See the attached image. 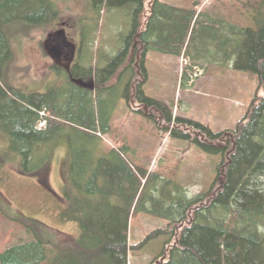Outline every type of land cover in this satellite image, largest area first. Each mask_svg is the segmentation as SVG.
Here are the masks:
<instances>
[{
	"label": "rangeland",
	"instance_id": "1",
	"mask_svg": "<svg viewBox=\"0 0 264 264\" xmlns=\"http://www.w3.org/2000/svg\"><path fill=\"white\" fill-rule=\"evenodd\" d=\"M151 1H146L145 10H150ZM47 2L51 17L40 15L41 25L25 30L22 37L13 41L15 62L10 74L11 85L26 94H46L52 90L59 94L61 88L66 92L74 90L66 72L54 66L47 49L48 39L54 31L68 29L69 36L78 46L76 74L81 76L91 69L96 72L107 68L113 58L123 54L127 39L135 30L136 17L132 8L103 5L100 9L92 0ZM161 2L180 11L196 12L182 56L169 58L166 62L162 54L150 52L146 61L148 75L143 82L137 75L136 56L133 55L131 60L130 56L127 58L116 78L108 83L118 86L111 132L99 134L101 140L95 147L96 158H109L122 166L125 162L142 180L143 207L129 222V245L134 250L129 254L128 264H161L163 258L166 262V256L176 244V237H171V223L148 211L167 213L172 204L176 208L178 201L188 202L210 193L215 187L211 192L214 198L219 186L217 179L222 156L208 154L198 147L194 140L202 138L200 129L189 128L176 119L196 122L214 133L231 132L247 116L257 93L264 96L255 75L235 68L239 57L236 53L244 41L241 31L259 28L264 20V0ZM147 13L139 20L140 24L152 23L149 16L146 18ZM134 38L132 46L136 43ZM185 73L188 81L183 78ZM139 83L145 95L159 102L160 107L145 108L146 105L137 103L134 94ZM91 96L96 100L98 93L92 92ZM45 128L46 122L42 121L38 129ZM174 129L190 135V140L173 138ZM70 142L69 139L59 140L51 147L48 160L45 156L48 148L40 146L33 163L45 162V165L36 173L37 165L24 166L23 156L11 148L9 135L0 127V203L10 215L7 218L0 212V254L10 247L34 240L35 233L23 222L15 221L19 218L31 222L42 238L51 235L53 244L69 248L70 256L76 257L78 250L74 246L81 236V229L78 224L60 218L61 211L69 205L67 193L73 198L70 192L77 189L71 180ZM223 144L224 141H217V145ZM116 152L124 162L115 157ZM31 167L33 174L25 173ZM143 170L148 175L153 174L147 184L141 177ZM165 181L170 184L164 190ZM197 207L199 205L187 212L188 217H193ZM102 208L104 220L116 212L104 201ZM96 222H100L99 217L92 220L93 224ZM159 230L168 234L145 244L147 237ZM47 249L50 259H54L56 246L49 245Z\"/></svg>",
	"mask_w": 264,
	"mask_h": 264
},
{
	"label": "trees",
	"instance_id": "2",
	"mask_svg": "<svg viewBox=\"0 0 264 264\" xmlns=\"http://www.w3.org/2000/svg\"><path fill=\"white\" fill-rule=\"evenodd\" d=\"M92 1L100 9L103 5L132 8L136 17L134 33L127 39L123 54L113 58L107 68L96 72L91 69L81 75L82 78L95 76L96 100L92 92L75 85L69 92L61 88L59 94L55 90L46 94H26L11 85L10 74L15 62L13 41L22 37L25 30L41 25L40 15L51 17V9L47 0H0V127L9 135L11 148L23 156L24 166L35 164L33 159L40 146L48 148L45 154L48 160L51 147L59 140L71 141V180L77 189L70 192L73 198L67 193L69 205L61 211L60 218L78 224L81 229L74 246L78 253L71 257L69 248L53 244L51 235L42 238L31 222L13 219L23 222L35 237L5 250L0 254V264H44L48 261V264H128L129 254L134 250L129 245V222L143 207L142 180L117 152L115 157L124 162L123 166L114 164L109 158H96L95 147L101 140L99 134H110L114 102L118 97V86L108 83L116 78L129 56L130 60L136 56L137 75L142 82L147 79L146 61L150 52L181 57L196 12L180 11L161 0H152L150 10H145L147 0ZM146 13L152 23L142 25L139 20ZM241 34L244 41L236 53L239 57L235 68L255 75L259 91H264V20L258 29H243ZM132 38L136 41L133 46ZM184 76L188 81L186 73ZM138 85L134 94L137 103L149 108L160 107V103L148 98L141 84ZM42 121L46 122V128L38 129ZM176 121L200 129L202 138L194 140L195 144L208 154L221 155L222 163L214 198L211 192L215 187L210 193L188 202L178 201L176 208L172 204L167 213L148 211L169 221L173 230L171 237H176L167 261L161 264H264V96L257 93L247 116L231 132L214 133L190 120L177 118ZM171 136L190 140V135L176 129ZM218 140L225 144L217 145ZM44 165L45 162L37 165L36 173ZM31 170L32 167L24 171L33 174ZM152 175L145 170L141 172L146 184ZM165 182L164 190L170 184ZM103 201L116 210L106 220L101 218L105 214ZM197 205L193 217H188L187 212ZM0 212L10 217L1 203ZM98 217L100 222L93 224L92 220ZM163 234L168 232H154L145 244ZM49 245L56 246L57 250L52 260L47 249Z\"/></svg>",
	"mask_w": 264,
	"mask_h": 264
},
{
	"label": "flooded vegetation",
	"instance_id": "3",
	"mask_svg": "<svg viewBox=\"0 0 264 264\" xmlns=\"http://www.w3.org/2000/svg\"><path fill=\"white\" fill-rule=\"evenodd\" d=\"M63 29L64 28L54 31V33H52V35L48 39L47 49L49 50L51 58L55 64L54 66L56 67V69H62L66 72V74L68 75L67 78L71 84L88 92H96L95 90L90 91L87 88L79 87L73 82V79L83 80L84 82H90L94 80L96 88L95 76L82 78L80 75L76 74L78 71L76 64L79 53L78 46L69 36L68 29ZM59 48L62 49L60 54H58ZM146 107L148 108V106H145V108Z\"/></svg>",
	"mask_w": 264,
	"mask_h": 264
},
{
	"label": "water",
	"instance_id": "4",
	"mask_svg": "<svg viewBox=\"0 0 264 264\" xmlns=\"http://www.w3.org/2000/svg\"><path fill=\"white\" fill-rule=\"evenodd\" d=\"M61 48L58 49V54L61 53ZM73 82L78 85L79 87L82 88H87L90 91H94L95 90V82L94 80L90 81V82H84L83 80H77V79H73ZM165 260V258L162 259L161 262H163Z\"/></svg>",
	"mask_w": 264,
	"mask_h": 264
},
{
	"label": "crops",
	"instance_id": "5",
	"mask_svg": "<svg viewBox=\"0 0 264 264\" xmlns=\"http://www.w3.org/2000/svg\"><path fill=\"white\" fill-rule=\"evenodd\" d=\"M159 54H161V53H159ZM162 55L165 56L163 58L165 59L166 62H167V59H169V58H176V57L170 56V55H165V54H162ZM148 57H149V54L147 55V59H148ZM177 58H179V57H177Z\"/></svg>",
	"mask_w": 264,
	"mask_h": 264
}]
</instances>
